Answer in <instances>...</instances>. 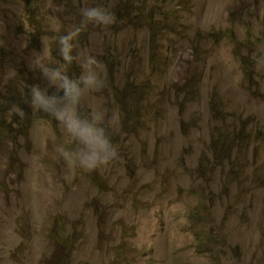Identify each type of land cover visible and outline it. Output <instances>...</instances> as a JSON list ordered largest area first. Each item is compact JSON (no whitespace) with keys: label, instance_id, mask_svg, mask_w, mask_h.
Listing matches in <instances>:
<instances>
[{"label":"rangeland","instance_id":"374dc122","mask_svg":"<svg viewBox=\"0 0 264 264\" xmlns=\"http://www.w3.org/2000/svg\"><path fill=\"white\" fill-rule=\"evenodd\" d=\"M91 6L115 22L84 26L66 70L100 62L79 110L118 156L88 170L30 107V65L64 63ZM261 57L264 0H0V264H264Z\"/></svg>","mask_w":264,"mask_h":264},{"label":"clouds","instance_id":"9594fccd","mask_svg":"<svg viewBox=\"0 0 264 264\" xmlns=\"http://www.w3.org/2000/svg\"><path fill=\"white\" fill-rule=\"evenodd\" d=\"M81 24L72 30L59 35L57 43L64 63L55 65L46 63L41 53L30 65L32 70H38L46 84L32 85L30 89V107L34 111L43 112L55 119L65 133L78 145L75 150L57 147L56 151L70 165H79L88 170L108 164L118 156V149L112 143L104 126V114L95 111L87 116L80 113V104L85 95L91 91H99L104 87L98 69L100 62L91 55L80 59L81 73L72 78L66 65L74 62V41L78 38L83 27L89 23L110 25L115 22L114 14L105 7L91 6L80 9ZM59 32V29H54ZM42 42H43V38ZM44 47V46H43ZM264 66V57L257 60ZM53 89V91H49Z\"/></svg>","mask_w":264,"mask_h":264},{"label":"trees","instance_id":"16d2710c","mask_svg":"<svg viewBox=\"0 0 264 264\" xmlns=\"http://www.w3.org/2000/svg\"><path fill=\"white\" fill-rule=\"evenodd\" d=\"M17 105V104H16ZM3 119V116L1 117ZM8 132V129H6L3 125L0 124V135H4ZM13 135V132H11V136ZM225 145V144H224ZM226 146V145H225Z\"/></svg>","mask_w":264,"mask_h":264}]
</instances>
